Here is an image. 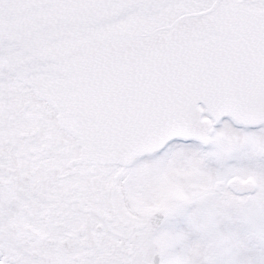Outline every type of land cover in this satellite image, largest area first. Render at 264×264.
<instances>
[{
	"label": "snow or ice",
	"instance_id": "obj_1",
	"mask_svg": "<svg viewBox=\"0 0 264 264\" xmlns=\"http://www.w3.org/2000/svg\"><path fill=\"white\" fill-rule=\"evenodd\" d=\"M0 264H264V0H0Z\"/></svg>",
	"mask_w": 264,
	"mask_h": 264
}]
</instances>
